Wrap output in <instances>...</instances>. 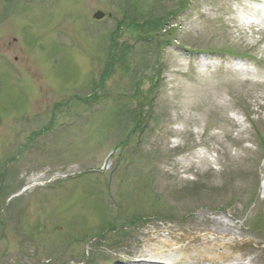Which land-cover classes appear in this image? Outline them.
<instances>
[{"label": "rangeland", "instance_id": "374dc122", "mask_svg": "<svg viewBox=\"0 0 264 264\" xmlns=\"http://www.w3.org/2000/svg\"><path fill=\"white\" fill-rule=\"evenodd\" d=\"M154 3L164 48L118 37L126 4ZM261 5L0 0V185L31 191L0 214V264H264V30L241 19ZM113 38L132 65L109 72ZM181 251L192 260H168Z\"/></svg>", "mask_w": 264, "mask_h": 264}, {"label": "trees", "instance_id": "16d2710c", "mask_svg": "<svg viewBox=\"0 0 264 264\" xmlns=\"http://www.w3.org/2000/svg\"><path fill=\"white\" fill-rule=\"evenodd\" d=\"M158 5L159 4L154 3L153 6L147 12L144 13V12H140L138 10H135L136 9L135 7L129 6L128 4H126V6H125L126 13L124 16V21H123V23L121 22L117 27L119 30L118 37L120 36L121 30H122L121 29L122 28L121 24H122V25H125V27L127 29H133L132 31L141 32V33H139L138 36L144 40L155 39L158 28H161L164 26V24L167 21L166 16L168 14V12H167L166 14L162 15L159 12L160 6H158ZM140 18H141V20H143L141 23L138 21V19H140ZM126 19L128 20L127 22H126ZM112 40H114L115 42H112L109 45L108 59L110 62L106 66V69L109 72L120 61L123 62V65H125L124 61L131 54V52H129V50H130L129 45H126V44L120 45L115 38H113ZM155 75H160V73L157 72ZM153 78L154 77L152 76L150 79L153 80ZM149 106H150V104H149ZM140 107L144 108L145 106L140 105ZM140 110L141 109H137L135 111V114L133 115V117L135 118L134 131L139 129L140 126L142 125V123L144 122L143 118H145V117L143 116V113ZM186 191L188 192V190H186ZM169 214L173 215L172 213H169Z\"/></svg>", "mask_w": 264, "mask_h": 264}, {"label": "bare ground", "instance_id": "6f19581e", "mask_svg": "<svg viewBox=\"0 0 264 264\" xmlns=\"http://www.w3.org/2000/svg\"><path fill=\"white\" fill-rule=\"evenodd\" d=\"M236 228V226H230L229 229H234ZM208 251L212 249V247H208L207 248ZM206 250V249H205ZM207 251V250H206ZM185 259H188V260H192V257L187 254L185 251H181L179 252L178 254L176 255H170L168 257V260L171 261V262H176V261H184Z\"/></svg>", "mask_w": 264, "mask_h": 264}, {"label": "water", "instance_id": "95a60500", "mask_svg": "<svg viewBox=\"0 0 264 264\" xmlns=\"http://www.w3.org/2000/svg\"><path fill=\"white\" fill-rule=\"evenodd\" d=\"M106 16H111V14H109V13H105V12H102V11H99V12H97L96 14H95V18H97V19H102V18H104V17H106Z\"/></svg>", "mask_w": 264, "mask_h": 264}]
</instances>
